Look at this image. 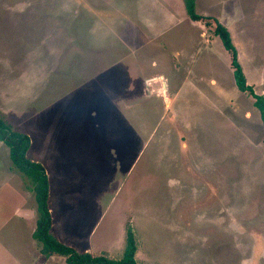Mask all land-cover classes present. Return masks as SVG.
Segmentation results:
<instances>
[{"label": "rangeland", "instance_id": "374dc122", "mask_svg": "<svg viewBox=\"0 0 264 264\" xmlns=\"http://www.w3.org/2000/svg\"><path fill=\"white\" fill-rule=\"evenodd\" d=\"M0 0V118L29 137L50 235L136 264H264V0ZM0 142V264H66L32 238ZM9 169V170H8ZM258 244V245H257ZM257 246L259 247L257 249Z\"/></svg>", "mask_w": 264, "mask_h": 264}, {"label": "trees", "instance_id": "16d2710c", "mask_svg": "<svg viewBox=\"0 0 264 264\" xmlns=\"http://www.w3.org/2000/svg\"><path fill=\"white\" fill-rule=\"evenodd\" d=\"M187 16L193 22L202 20L195 12V0H182ZM214 34L220 39L224 49L230 54L233 78L237 89L250 93L254 99V107L259 111L262 128L264 130V97L255 95L252 88L246 85L242 68L238 63L236 50L231 42L227 29L217 23ZM0 142L8 149L10 170L25 178L30 184L34 202L36 204L37 220L32 238L40 246V254L49 257L52 255L63 256L66 264H136V242L130 226L126 228V240L123 255L119 260H112L105 256H92L88 252H77L66 246L50 233L51 218L47 206L48 182L43 167L27 159L26 152L29 148V137L24 133L15 132L11 126L0 118Z\"/></svg>", "mask_w": 264, "mask_h": 264}, {"label": "crops", "instance_id": "0c3cea01", "mask_svg": "<svg viewBox=\"0 0 264 264\" xmlns=\"http://www.w3.org/2000/svg\"><path fill=\"white\" fill-rule=\"evenodd\" d=\"M8 151V150H7ZM9 170V169H8ZM10 172H12L11 170H9ZM12 173H14V172H12ZM258 245V244H257ZM259 247L257 246V249H258Z\"/></svg>", "mask_w": 264, "mask_h": 264}]
</instances>
